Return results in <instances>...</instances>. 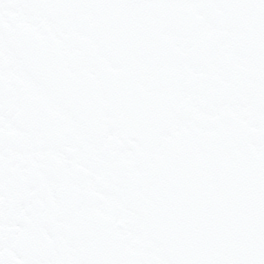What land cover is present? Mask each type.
Wrapping results in <instances>:
<instances>
[{
    "label": "snow or ice",
    "instance_id": "1",
    "mask_svg": "<svg viewBox=\"0 0 264 264\" xmlns=\"http://www.w3.org/2000/svg\"><path fill=\"white\" fill-rule=\"evenodd\" d=\"M0 264H264V0H0Z\"/></svg>",
    "mask_w": 264,
    "mask_h": 264
}]
</instances>
